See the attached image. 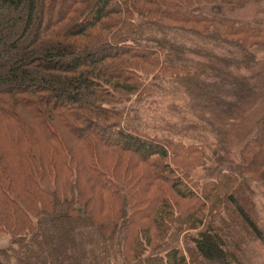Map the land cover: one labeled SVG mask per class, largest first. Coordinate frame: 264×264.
<instances>
[{"label":"trees","instance_id":"trees-1","mask_svg":"<svg viewBox=\"0 0 264 264\" xmlns=\"http://www.w3.org/2000/svg\"><path fill=\"white\" fill-rule=\"evenodd\" d=\"M126 1L71 0L68 6H64L63 0H0V11L8 12L0 19V115L9 120L8 125L1 127L2 136L8 138L10 124H19V106L26 108L30 115L39 117V111L41 114L44 112L37 108L35 113L31 107L40 103L51 105L50 110L58 116L64 112L68 117H74L75 123L82 122L86 114L89 128H76L69 120L65 121L72 129H77V136L73 130L71 132L74 137L79 142L90 144L95 154L103 148L107 151H130L139 156L143 152L144 159L154 156L161 160L168 158L169 146L125 127L119 119H113L114 114L123 112L119 101H114V98L128 93L133 95L140 90L145 94L148 79L153 78L152 83L163 80L161 70L159 74L152 75L150 69L144 67L145 63H141L142 66L136 64L138 59H155L150 62L161 69H165L167 61L176 65L194 63L190 54L171 57L172 53L168 52L166 58L167 50L162 53L159 48L141 42L146 29L162 33L165 44L159 39L154 43L166 47L178 39L177 32L173 33L174 38L170 37V28L184 30L191 34L188 35L190 37L210 35L200 30L205 29L203 24L212 20H192L188 13L179 18L186 1L142 0L140 3V0H133L131 5ZM135 13L142 17L140 21L129 18ZM187 39L181 41H194ZM190 68L195 67L187 65L183 69ZM201 69L204 68L198 70ZM180 75L176 72L178 79ZM231 79L226 81L234 82L235 78ZM223 87L216 86L215 90L224 92L226 88ZM202 92L206 95L208 91ZM97 127L108 133L107 139L102 138ZM25 128L22 127L23 130ZM260 142H263L264 151V139ZM36 146L43 147V141L37 134ZM4 151L6 149L0 146V164L11 157L36 161V151L18 150L8 154ZM254 161L249 160V167L248 164L238 167L244 171L252 168ZM92 171L99 177L108 174L106 169L95 165ZM31 173H36L35 169ZM31 173L28 186L26 180L19 182L20 175L15 170L6 166L0 168V233H8L11 237L10 247L0 250V264H190L179 246L172 243L178 239L176 233H170L172 223L180 225L178 234L184 230H199L187 237L194 243L191 254L193 249L194 252L196 250L201 261L207 264L241 263L240 248L229 244L227 235L233 232L230 227H225L226 218L221 212L209 217L205 213L200 216L205 205L184 217L170 210V200L162 197L163 208L155 221L156 228H160L161 235L166 234L167 238L166 242L153 247L149 231H137L133 235L131 222H120L122 219L115 218L106 226L105 213L79 211L74 204L77 197H57L50 188L45 192L48 197H54L53 200L49 198V204L44 201L46 207L36 214V196L32 195L35 197L32 199L28 196L33 191L36 193V186L30 185L36 181L30 177ZM238 175L236 171L219 172L221 179L211 183L212 190L207 191L205 200L208 201L209 197L210 200L212 191H216L217 195L211 202L218 204L223 202L220 196L225 198L238 214L235 218L241 223L243 221L246 229L257 238L261 237L263 231L256 216L237 195L238 188L241 194L244 183L238 187L231 184L237 181ZM5 176L8 177L5 179ZM225 179L230 183L219 185ZM182 180V177L176 179L171 187L182 198L196 197L192 187ZM21 190L27 191L28 195L18 193ZM73 192H78L76 187H73ZM229 209L225 208L226 211ZM118 255H133L135 260L129 262V257L119 259Z\"/></svg>","mask_w":264,"mask_h":264},{"label":"rangeland","instance_id":"rangeland-1","mask_svg":"<svg viewBox=\"0 0 264 264\" xmlns=\"http://www.w3.org/2000/svg\"><path fill=\"white\" fill-rule=\"evenodd\" d=\"M70 1L63 0L64 6H68ZM130 1L133 0L126 1L127 5H131ZM177 1H186L179 18L188 13L192 20H212L203 24L205 29L200 30L210 35L190 37L188 35L191 34L184 30L170 28V37L174 38L173 33L177 32L178 39L164 47L154 43L159 39L165 44L162 33L150 28L144 31L141 42L159 48L162 53L167 50L166 58L168 52L172 53L171 57L190 54L194 63L187 65L195 68L185 70V63L176 65L167 61L165 69H161L152 64L155 59L136 60L138 65L145 63L144 67L150 69L152 75L159 74L161 70L163 80L152 83L153 78L148 79L145 94L140 90L133 95L128 93L114 98V101H119L117 104L123 112L113 115V119L121 120L125 127L169 146L168 158L161 160L154 156L144 159L143 152L139 156L130 151H107L103 148L95 154L90 144L79 142L74 137L78 134L77 129H72L65 121L69 120L76 128H89L86 114L82 121L84 124L75 123L74 117H68L64 112L58 116L51 111V105L36 103L31 108L35 113L37 108L44 113L39 111V117H34L26 108L19 106L17 110L21 120L19 124H10L8 138L2 136L1 127L8 125L9 120L0 115V146L6 149L5 154L18 150L36 151V161L11 157L0 164V168L6 166L15 170L20 175L19 182L26 180L28 186L29 174L35 169L36 173H31L30 177L36 181L30 185L36 186V193L33 191L28 195L25 190L18 193L31 199L35 198L32 195L36 196V214L46 207L44 201L49 204V198L53 200L54 197H48L45 192L50 188L57 197H77L74 204L79 211L105 213L106 226L115 218L122 219L120 222H131L133 235L137 231H149L153 247L166 242L167 238L166 234L161 235L160 228H156L155 221L163 208L162 197L170 200V210L184 217L205 205L200 216L205 213L209 217L221 212L226 218L225 227H230L233 232L227 235L228 241L240 248V264H264V151L263 142H260L264 139V0ZM6 15L7 11H0V19ZM129 18L142 19L138 13L129 15ZM187 38L194 41H181ZM176 72L182 74L179 79ZM231 78H235L234 82L226 81ZM220 85L225 86L224 92L215 90ZM202 91L208 92L205 95ZM22 127L26 128L23 130ZM96 130L102 138H108L103 128L97 127ZM36 134L41 137L43 147L36 146ZM250 159L255 160L252 168L241 171L238 165L248 164L249 167ZM93 165L106 169L108 174L95 176ZM223 170L239 174L237 181L231 184L238 187L244 183L241 194L238 188L237 195L256 216L263 231L261 237L257 238L246 229L243 221L241 223L235 218L238 214L225 198L220 196L223 202L218 204L211 202L217 195L216 191H212L210 200V197L205 200L207 191L212 190L211 183L221 179L218 173ZM180 177L184 184L192 187L196 197L182 198L175 192L171 185ZM227 181L222 180L219 185ZM73 187L78 192H73ZM227 207L231 210L226 211ZM176 225L172 223L170 226V233L178 235L172 243L179 246L190 264H207L201 261L196 250L194 252L193 249L191 254L194 243L187 235L199 230H184L178 234L180 225ZM10 244L9 234L0 233V250H6ZM125 257H129V262L135 260L133 255H118L119 259Z\"/></svg>","mask_w":264,"mask_h":264}]
</instances>
